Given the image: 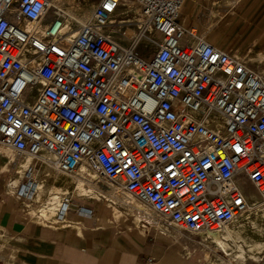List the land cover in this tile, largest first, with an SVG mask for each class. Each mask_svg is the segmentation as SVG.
Segmentation results:
<instances>
[{
    "label": "built area",
    "instance_id": "2783aa9c",
    "mask_svg": "<svg viewBox=\"0 0 264 264\" xmlns=\"http://www.w3.org/2000/svg\"><path fill=\"white\" fill-rule=\"evenodd\" d=\"M184 3L99 0L84 20L54 0H0V145L24 170L18 196L36 197L38 163L85 165L228 264L244 246L228 230L264 208V75L187 27Z\"/></svg>",
    "mask_w": 264,
    "mask_h": 264
},
{
    "label": "crops",
    "instance_id": "0c3cea01",
    "mask_svg": "<svg viewBox=\"0 0 264 264\" xmlns=\"http://www.w3.org/2000/svg\"><path fill=\"white\" fill-rule=\"evenodd\" d=\"M180 20L264 75V0H185ZM7 149L0 145V256L5 264H223L199 241L201 236L162 230L159 227L162 221L155 215L146 219L157 228L129 226V229L109 221L90 205L87 206L93 208L91 215L80 213L77 206L72 207L70 214L69 207L60 222L44 223L30 218L24 206L29 205L31 213L35 210L38 213L42 206L33 201L37 196L29 201L17 195L16 186L22 182L24 170L8 162L11 156ZM38 164L41 165L35 170V177L40 180L38 191L43 188L48 193L55 187L70 192L75 189L68 183L54 182L48 177L50 166ZM7 169H10L8 176ZM247 193L250 197V192ZM136 203L139 202L131 205L119 200L117 206L108 204L114 207L116 216L121 214L118 205H125L133 212L134 223L146 226L148 223L141 220ZM50 215L53 213L45 217ZM260 225H264V218L259 215L238 221L235 239L244 241L246 256L237 255L228 264H264V251L258 254L256 248L264 237ZM199 250L206 255L204 263L195 257ZM236 252L233 248V254ZM261 256L263 259L259 260Z\"/></svg>",
    "mask_w": 264,
    "mask_h": 264
},
{
    "label": "rangeland",
    "instance_id": "374dc122",
    "mask_svg": "<svg viewBox=\"0 0 264 264\" xmlns=\"http://www.w3.org/2000/svg\"><path fill=\"white\" fill-rule=\"evenodd\" d=\"M98 1L99 0H54V2L56 4L62 5L68 11H70L71 13H75L79 18H82L84 20L90 16L92 9L95 7V5L98 3ZM128 8H130L133 11V13L138 16L139 8L136 4L129 2ZM114 34L119 35L120 32L118 31V32H115ZM142 49H144L143 51L145 52V55H147V56L152 55L154 52V47H152V46L151 47H144L143 46ZM7 150H10V149H7ZM9 154L12 157L13 151L10 150ZM37 167H41V165L38 164ZM50 168L52 171L50 172L48 177H51L54 181H56V183L58 181L61 183H68L70 185L71 189L75 188L71 192L73 195V204L71 205L70 214L73 213V208L79 204L86 205V206L90 205V206L96 207L98 210H100L102 212L104 217H106L109 221H112L113 223L115 222L118 226H123L127 229L130 228L129 226H134V227L137 226V227H141V228H144V227H156L157 228V226L154 224H147L146 226H144L143 225L144 223H139V224L134 223L133 212H131L127 207H125V205H118L119 206L118 208L121 210V214H120V216H116V214L114 212V210H115L114 207L112 205L108 204V202H112L110 197H106L104 200H99L101 198L100 197V191L97 189H96V191H94V193L82 194L81 187L83 186V187L91 188L90 182H77L74 179V172H72V173L64 172V171H61V170L56 169L55 167H51V166H50ZM6 173L8 176V174L10 173V169H7ZM87 173H89L88 179L91 178V174H96L95 172L90 171L88 169H87ZM106 179L100 177L99 179L95 180V182H96V184H99V183L100 184H108V181ZM60 180H63V181H60ZM95 182L93 184H95ZM76 184L77 185L79 184V187H76ZM243 186H244L245 190L247 189V191L250 192L251 201L253 199L256 201L260 200V197H259L256 189L254 188V186L251 183L246 182ZM14 190H15V188H14ZM39 191H38V193H39ZM37 197H38V194H37ZM46 197H47L46 195L42 194V196L40 197V200L38 201V203H39L38 205H40V206L46 205V203H45ZM124 197H127V196L124 195ZM136 204L138 205L139 203H136ZM115 205L117 206V204H115ZM29 209H31L29 205L24 206V210L26 211V213L29 215L30 218L38 219L39 221L44 222V223L45 222H52V221H54V222L59 221V219L58 220L57 219H47V218L39 215V213H37V210H35V213L34 212L31 213L29 211ZM143 209L150 211L148 209V207L146 208L143 206ZM251 212H253L252 215H259V216L264 218V208L263 207H261L260 209H257V210H256V208L254 210V207H253V208H251ZM51 213L54 214V211ZM152 215H155L158 217L157 213H154ZM63 223L69 224V222H67V221H65ZM260 228H261L262 236H264L263 235L264 225H260ZM170 230H172L173 232H184L187 234L190 233L188 231H181V230L173 228V227H171ZM235 235H236V233H235ZM260 241L264 242V237L261 238ZM260 250L264 251V248H262ZM195 257H197V259L201 258L202 262L204 263L206 255H205L203 250H199V251H197V254Z\"/></svg>",
    "mask_w": 264,
    "mask_h": 264
},
{
    "label": "bare ground",
    "instance_id": "6f19581e",
    "mask_svg": "<svg viewBox=\"0 0 264 264\" xmlns=\"http://www.w3.org/2000/svg\"><path fill=\"white\" fill-rule=\"evenodd\" d=\"M6 149V148H5ZM9 149V148H8ZM10 151V150H9ZM45 164H47L48 166H51V167H55L53 166L49 161H44ZM56 168V167H55ZM18 169V168H17ZM58 169V168H56ZM87 169L90 170V171H93L95 172L94 170L90 169L89 167L85 166V165H82L80 166L79 168H77L74 172V179L77 181V182H90L91 184V188H87V187H81V192L82 194H91V193H94V191L99 190L100 191V199H105L106 197H110L111 198V201L112 202H108L112 205H115L119 200H122L126 203H129V204H133L135 202H139L140 205H137V208H138V214L139 216L141 217V220H143V216L145 215V218L147 216H151L152 214L154 213H157L155 210L152 209V207H150L148 204H145L143 202H141L138 198L134 197L132 194H130L129 192L121 189L120 187L116 186L114 183H112L111 181H109L108 179H106V177H104L102 174L100 173H97L95 172L96 174H91V178L88 179V175L89 173H87ZM22 170V169H21ZM38 170V169H37ZM39 172V171H37ZM42 172V171H41ZM38 175V174H37ZM100 177L102 178H105L107 181H108V184H96L95 180L99 179ZM55 179V178H54ZM43 180V179H42ZM60 181H63V180H60ZM65 181V180H64ZM55 182V181H54ZM95 182V184H93ZM60 183V182H58ZM76 183V182H75ZM65 184V183H64ZM63 185V184H62ZM59 186V185H57ZM40 185H38V189H39ZM49 187V186H48ZM65 187V186H64ZM67 187V186H66ZM76 187H79V184L77 185L76 184ZM57 188L55 187L54 189L53 188H50V191H48V193H46L44 191L43 188H41V190L39 191V193L37 192L38 194V197H36L33 201H39L40 200V197L43 195H46V205L40 207L38 209V213L39 215L45 217L46 215H48L49 213L51 214V212L54 211V214L53 215H50V216H47L45 218L47 219H51V218H54V219H63V217L66 215V212L68 210L69 207H65L66 205L64 204L63 202V199L62 197L60 196L59 193H71L70 191H64V190H56ZM54 190V191H53ZM56 190V191H55ZM53 191V192H51ZM55 192V193H54ZM54 193V194H53ZM41 195V196H40ZM123 195L122 199H120V197ZM124 195H126L127 197H124ZM37 196V195H36ZM40 196V197H39ZM259 200L257 201H253V203H256L258 202ZM253 204L251 203V206H250V210L251 208L254 207L255 209V206H252ZM143 206L144 207H148V209L151 211H148L146 209H143ZM63 208H65L64 212L63 211ZM145 212H149L150 215H146ZM62 213V214H61ZM158 215V214H157ZM149 221V220H148ZM150 222V221H149ZM229 233L233 234L234 237H237L235 235L236 232V228H232L230 230H228ZM258 246L256 247L258 250L264 248V242H258ZM250 249H253L252 247H250ZM236 250H237V255H241L243 257H245L246 255L244 254V252L246 251V248L242 245H238V247L236 246Z\"/></svg>",
    "mask_w": 264,
    "mask_h": 264
}]
</instances>
